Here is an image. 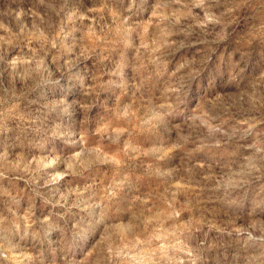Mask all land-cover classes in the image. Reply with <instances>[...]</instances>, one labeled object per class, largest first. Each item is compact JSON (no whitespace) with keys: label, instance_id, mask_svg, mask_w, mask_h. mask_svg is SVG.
Wrapping results in <instances>:
<instances>
[{"label":"rangeland","instance_id":"rangeland-1","mask_svg":"<svg viewBox=\"0 0 264 264\" xmlns=\"http://www.w3.org/2000/svg\"><path fill=\"white\" fill-rule=\"evenodd\" d=\"M0 264H264V0H0Z\"/></svg>","mask_w":264,"mask_h":264}]
</instances>
